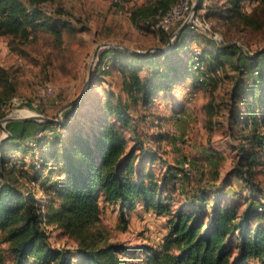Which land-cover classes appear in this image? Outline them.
Returning <instances> with one entry per match:
<instances>
[{"label": "trees", "instance_id": "1", "mask_svg": "<svg viewBox=\"0 0 264 264\" xmlns=\"http://www.w3.org/2000/svg\"><path fill=\"white\" fill-rule=\"evenodd\" d=\"M48 1L0 0V36L27 43L44 32L60 41L64 27L71 29L72 25L59 12L48 13L43 7ZM177 1L147 0L131 9V20L137 25H156ZM248 3H256L250 12ZM195 15L203 21L217 18L259 29L264 27V0H199ZM194 30L188 24L171 41L173 31L160 29L167 49L134 53L118 46L110 48L111 67L121 76L119 95L98 102L83 120L76 111L67 115L61 125L69 135H58L40 145L49 172L48 179L40 173L36 182L42 180L47 187L51 200L47 205L4 173L8 150H22L11 140L24 138L25 132L0 143V233L12 264H75L71 252L51 247L43 225L46 221L77 241L79 264H264V190L256 178V168L264 160V50L244 53L237 44ZM105 61L103 57L102 63ZM227 66L235 73L229 75ZM219 70L232 83L227 108L231 136L237 142L231 146L238 159L229 176L241 180L249 195L235 202L229 198L238 191L199 189L174 210L166 194L175 190L177 167L168 165L157 176L154 170L161 159L146 147L137 126L147 125L155 100L161 96L169 102L178 85L189 83L194 91L210 88L211 94L215 92L223 80ZM2 72L0 68V83L5 85L0 91L1 117L3 101L14 94ZM100 78L98 82L104 80ZM175 108L179 110L180 105ZM134 113H138L136 117ZM73 118L77 125L68 127ZM150 120V128H158ZM57 124L54 120L43 123ZM133 133L136 135L130 138ZM149 136L158 141L168 138L163 133ZM101 200L119 203L122 212L141 202L146 209L167 215L164 243L159 247L129 246L110 241L98 227Z\"/></svg>", "mask_w": 264, "mask_h": 264}, {"label": "rangeland", "instance_id": "2", "mask_svg": "<svg viewBox=\"0 0 264 264\" xmlns=\"http://www.w3.org/2000/svg\"><path fill=\"white\" fill-rule=\"evenodd\" d=\"M142 1L50 0L43 4L44 9L48 13L59 12L60 17L69 20L72 25L71 29L64 27L60 41L44 32L34 35L27 43L0 36V68L4 70V81H8V86L14 90L11 98L2 103L0 141L18 137L25 132L24 138L11 140L22 150H8V170L4 173L8 176L11 174L43 205L51 200L42 180L36 182L40 173L48 179L49 172L44 167L40 145L45 140L53 141L58 135H69L61 125L67 115L76 111L83 120L92 114L98 102L110 95H119L121 76L111 67L110 48L123 46L149 51L167 49L169 46L162 43L158 27L146 26L144 23L137 25L131 20V9ZM192 3L190 1V6ZM255 4L248 3L247 11L250 12ZM189 12L190 9H187L180 21H183L182 24L171 30L173 36L186 22ZM188 24L195 27L194 32L197 34L237 44L244 53L264 50V27L258 29L217 18L206 21L200 19L197 25L188 21ZM194 47L198 50L196 45ZM103 57L106 59L104 64ZM227 69L229 75L235 73L230 66ZM218 72L223 80L212 94L210 88L194 91L186 83L175 87L169 102L159 96L150 114L148 112L149 123L152 119L158 128L138 122V136L161 159L154 170L157 176L161 177L168 165L177 167L175 190L166 194L167 203L174 210L186 204L199 189L238 191L237 195L229 198L235 202H241L242 197L249 195L241 180L229 176L238 159L237 150L231 146L237 142L231 136L227 108V94L232 83L224 78L223 71ZM100 76L104 78L102 82H98ZM4 88L5 85L0 83V91ZM83 93L84 97L81 98ZM179 105L180 109L176 110L175 107ZM21 110L29 111L34 116L42 115L59 124L44 126L43 123L49 122L47 120L3 122L4 118L12 117ZM137 114L133 115L136 117ZM77 123L78 120L73 118L67 125L74 127ZM153 133H163L168 138L158 141L149 136ZM135 135L131 134L130 138ZM256 171L257 181L264 190V160ZM13 179L8 178L9 181ZM100 207L101 224L98 227L110 241H122L129 246L148 244L156 247L164 243L169 228L167 215L146 209L141 202L135 208H125L123 212L119 203L101 200ZM43 225L49 234L51 247L71 252L75 264H79L81 255L77 241L48 221ZM0 256V264H12L8 244L2 240L1 233Z\"/></svg>", "mask_w": 264, "mask_h": 264}, {"label": "built area", "instance_id": "3", "mask_svg": "<svg viewBox=\"0 0 264 264\" xmlns=\"http://www.w3.org/2000/svg\"><path fill=\"white\" fill-rule=\"evenodd\" d=\"M190 1L193 2L191 6ZM194 6L195 0H178L174 5H172L168 13L160 19L157 27L166 32L171 31L178 25L182 18H184L187 9H190L187 20L192 22L194 25H197L200 18L195 15ZM174 38L175 36L172 35L170 39L174 40Z\"/></svg>", "mask_w": 264, "mask_h": 264}, {"label": "water", "instance_id": "4", "mask_svg": "<svg viewBox=\"0 0 264 264\" xmlns=\"http://www.w3.org/2000/svg\"><path fill=\"white\" fill-rule=\"evenodd\" d=\"M198 1L199 0H195V6H194V8L198 4ZM187 25H188V20L186 22H184V24L181 26V28L178 31H176V33L174 34V36L176 37L178 34H180L183 31V29L187 27ZM120 47L121 48H124V49H126L128 51L134 52V53H141V51H139V50H133V49H129V48L123 47V46H120ZM83 97H84V93L81 96V98H83ZM12 120H23V121L24 120H41V121L47 120V121H51L50 119L45 118L42 115H36V116H33V117H26V118H10V117H6V118L3 119V122L4 123H7V122L12 121ZM6 132L9 133L7 130H6ZM3 141H0V143H2Z\"/></svg>", "mask_w": 264, "mask_h": 264}, {"label": "bare ground", "instance_id": "5", "mask_svg": "<svg viewBox=\"0 0 264 264\" xmlns=\"http://www.w3.org/2000/svg\"><path fill=\"white\" fill-rule=\"evenodd\" d=\"M35 114L29 112V111H16L12 117L10 118H18V117H23V118H26V117H33Z\"/></svg>", "mask_w": 264, "mask_h": 264}, {"label": "crops", "instance_id": "6", "mask_svg": "<svg viewBox=\"0 0 264 264\" xmlns=\"http://www.w3.org/2000/svg\"><path fill=\"white\" fill-rule=\"evenodd\" d=\"M140 2V1H139ZM147 2V0H143L141 3H139L138 5H142V4H144V3H146ZM137 5V6H138ZM152 26H156L157 27V24L156 25H152ZM149 51H153V50H149ZM149 51H147V52H149Z\"/></svg>", "mask_w": 264, "mask_h": 264}]
</instances>
